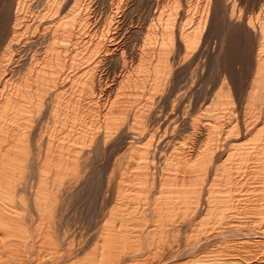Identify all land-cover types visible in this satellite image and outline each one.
Returning <instances> with one entry per match:
<instances>
[{
  "label": "bare ground",
  "instance_id": "bare-ground-1",
  "mask_svg": "<svg viewBox=\"0 0 264 264\" xmlns=\"http://www.w3.org/2000/svg\"><path fill=\"white\" fill-rule=\"evenodd\" d=\"M237 2L4 5L0 264H264V8ZM222 30L248 71L219 52L205 88Z\"/></svg>",
  "mask_w": 264,
  "mask_h": 264
},
{
  "label": "rangeland",
  "instance_id": "rangeland-1",
  "mask_svg": "<svg viewBox=\"0 0 264 264\" xmlns=\"http://www.w3.org/2000/svg\"><path fill=\"white\" fill-rule=\"evenodd\" d=\"M3 1V2H2ZM2 1H0V11L2 10V8H4V5L5 6H7V4H8V2H9V0H2ZM8 1V2H7ZM238 2H237V10H236V12L238 13H240V14H237V16H239V15H241V16H243V18H245V21L247 22V19H248V21L251 19V17H252V19L251 20H254V19H256L257 17V14H259L260 13V11H262L263 10V8H264V0H255V1H253V0H241V1H239V0H237ZM248 1H250V2H248ZM6 2V3H5ZM246 2V3H245ZM257 2V3H256ZM5 3V4H4ZM242 4V5H241ZM246 4V5H245ZM248 4V5H247ZM3 5V6H2ZM254 5V6H253ZM261 6V7H260ZM263 6V7H262ZM144 7H146V4H145V6ZM144 7H142V9H144ZM231 8V7H230ZM255 8V9H254ZM258 8V9H257ZM251 9V10H250ZM242 12V13H241ZM259 12V13H258ZM1 14H3V12L1 13ZM252 14V15H251ZM246 16V17H245ZM249 17V18H248ZM1 18V17H0ZM0 20H2V19H0ZM5 25H4V23L3 24H1V21H0V35H1V33L2 32H4V33H7V31L5 30L6 28L4 27ZM5 28V29H4ZM36 29H33V31L32 30H30V32L31 33H39V31H37ZM220 33H213V36L210 38V56L208 57V59L206 60V64L203 66L202 65V67H201V69L202 68H204L202 71H203V75H202V79H201V81L204 79V81H200L199 83H201V84H205L204 85V87L207 85V87L208 88H210V87H212L213 86V82H214V79H215V75H217V70H218V68H219V66H217V63H218V61H217V57L219 56V55H217V54H220L219 52H221L222 53V55L224 56L225 54H227L228 52H229V54H228V59L230 60V65L232 64V67H235V71H236V74H237V71L239 72V74H243L242 75V77H246V74H247V71H248V61H247V58H246V56H242V55H240V56H238V57H236L237 56V38H234L233 40H232V38H230V36H229V33L226 35L224 32H223V30L222 31H219ZM224 33V34H223ZM220 34V35H219ZM219 35V36H218ZM229 37V38H228ZM219 38V39H218ZM226 38H228V39H226ZM223 39H224V41L225 40H227V41H225V42H223ZM236 39V40H235ZM229 40V41H228ZM235 40V41H234ZM232 41L234 42V44L232 43ZM230 43L231 42V44L230 45H228V44H226V43ZM224 43V44H223ZM226 48H228L227 50H226ZM229 49H231V50H229ZM222 51H224V52H222ZM226 51H228L227 53H226ZM231 51H233L232 53H231ZM216 52V53H215ZM218 52V53H217ZM212 53H214V54H216V55H214V54H212ZM234 53V55H232ZM212 55H213V57H214V61H213V59H212ZM234 56V57H233ZM244 57V58H243ZM211 58V59H210ZM231 58H233L232 59V61H231ZM237 58V59H236ZM210 59V60H209ZM215 62H217V63H215ZM239 62V63H238ZM241 62V63H240ZM246 63V65H245V63ZM211 65H210V64ZM213 63H214V65H215V67H214V65H213ZM244 63V64H243ZM233 64H234V66H233ZM238 66H237V65ZM201 65V64H200ZM213 65V66H212ZM212 66V67H211ZM211 67V68H210ZM240 69V70H239ZM246 70V71H243V70ZM213 74H212V73ZM209 73V75H207V74ZM245 73V74H244ZM205 74V75H204ZM211 74V75H210ZM204 76V77H203ZM206 77V78H205ZM207 78H209V79H207ZM208 80V81H207ZM207 82V83H206ZM206 88V87H205ZM207 88V89H208ZM97 192V194H98V191H96ZM96 192H93L92 194H90V195H95V193ZM96 194V195H97Z\"/></svg>",
  "mask_w": 264,
  "mask_h": 264
}]
</instances>
